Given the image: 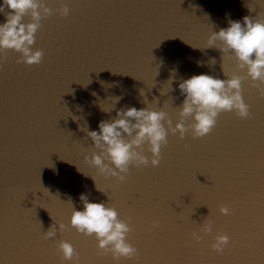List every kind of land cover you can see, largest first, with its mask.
<instances>
[{
    "label": "water",
    "instance_id": "1",
    "mask_svg": "<svg viewBox=\"0 0 264 264\" xmlns=\"http://www.w3.org/2000/svg\"><path fill=\"white\" fill-rule=\"evenodd\" d=\"M43 2L52 14L33 46L42 62L29 66L15 51L0 52V264H264V84L207 44L229 19L264 20V0ZM63 4L67 17L58 11ZM201 73L244 77L249 117L221 113L203 138L169 132L159 166L130 167L123 182L84 160L97 150L83 129L98 130L116 109H140L146 99L175 126L184 98L178 84ZM143 153L152 159L147 144ZM81 193L129 222L135 257L117 262L70 226L68 201L82 210ZM54 224L55 238L44 239ZM221 234L230 243L217 253L212 244ZM62 240L78 260H62Z\"/></svg>",
    "mask_w": 264,
    "mask_h": 264
},
{
    "label": "clouds",
    "instance_id": "2",
    "mask_svg": "<svg viewBox=\"0 0 264 264\" xmlns=\"http://www.w3.org/2000/svg\"><path fill=\"white\" fill-rule=\"evenodd\" d=\"M58 11L67 17L70 9L63 4ZM51 14L52 10L43 0H0V15L4 16V22L0 23V52L12 50L20 54V62L29 66L39 65L44 53L33 50L36 33L41 27V20ZM29 15L31 22L24 23V17ZM207 44L208 48H217L223 55H231L238 68L246 69L247 77L254 83L259 81L264 84V20L251 16H244L242 20L229 19L227 27L212 31ZM210 63L215 64V58ZM197 66H202L201 62H197ZM243 79L235 74L220 79L206 73L182 79L178 88L184 98L178 107L179 122L175 126L165 111L151 109L146 99L143 101L146 107L116 109L114 118L98 122V130L83 129L97 150L90 157L85 155L84 160L98 169L101 175L117 178L121 182L126 179L130 167L148 166L149 163L153 167L159 166L161 148L167 144L169 132L173 135L179 133L181 139L189 132L195 138H203L211 133L221 113L235 112L240 119L249 117V107L242 96ZM260 95L264 97V89L260 90ZM119 99L117 97L107 110L101 106V111L110 112ZM189 118L191 123L186 126ZM145 144L152 154L150 161L143 153ZM96 188L101 191L97 185ZM79 200L83 204L82 210H77L71 199L68 201L72 207L70 226L84 236H94L98 249L110 252L117 262L121 258L135 257L137 249L128 242L132 231L129 222L121 220L115 208L103 202H90L85 193L80 194ZM220 212L230 215L231 209L222 206ZM58 226L60 231L66 228L63 223ZM203 231L211 232V225L205 226ZM56 234L57 225L54 224L44 233V239H53ZM193 238L197 242L200 240L196 233H193ZM229 243V236L221 234L215 238L212 248L217 253H223ZM58 250L65 262L79 258L68 241H60Z\"/></svg>",
    "mask_w": 264,
    "mask_h": 264
},
{
    "label": "snow or ice",
    "instance_id": "3",
    "mask_svg": "<svg viewBox=\"0 0 264 264\" xmlns=\"http://www.w3.org/2000/svg\"><path fill=\"white\" fill-rule=\"evenodd\" d=\"M223 70H224V73L226 74V70H225V68H223Z\"/></svg>",
    "mask_w": 264,
    "mask_h": 264
}]
</instances>
